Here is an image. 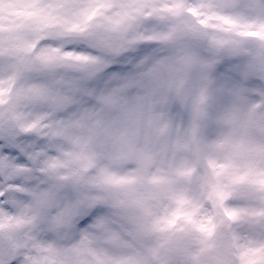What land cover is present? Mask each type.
I'll use <instances>...</instances> for the list:
<instances>
[{"label":"snow or ice","instance_id":"snow-or-ice-1","mask_svg":"<svg viewBox=\"0 0 264 264\" xmlns=\"http://www.w3.org/2000/svg\"><path fill=\"white\" fill-rule=\"evenodd\" d=\"M20 2L0 264H264V0Z\"/></svg>","mask_w":264,"mask_h":264},{"label":"rangeland","instance_id":"rangeland-1","mask_svg":"<svg viewBox=\"0 0 264 264\" xmlns=\"http://www.w3.org/2000/svg\"><path fill=\"white\" fill-rule=\"evenodd\" d=\"M246 2L256 4L259 0H246ZM29 14L28 8H26L20 0H0V21H3L5 26L15 27ZM230 38L237 42L241 40L240 37L234 34H230ZM235 51L237 55L241 53L249 54L253 66L257 69L264 70V46L261 45L260 41H244L242 47L237 48ZM182 148L188 155L199 154L200 148L196 140L195 130H193L189 142L184 144ZM184 163H187V156L181 161V164ZM204 175L206 176L207 173Z\"/></svg>","mask_w":264,"mask_h":264}]
</instances>
